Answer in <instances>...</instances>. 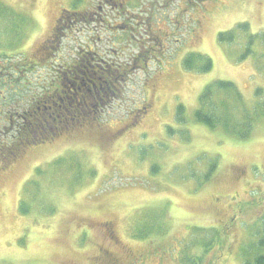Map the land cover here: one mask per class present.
<instances>
[{"label":"rangeland","instance_id":"obj_1","mask_svg":"<svg viewBox=\"0 0 264 264\" xmlns=\"http://www.w3.org/2000/svg\"><path fill=\"white\" fill-rule=\"evenodd\" d=\"M99 1L0 0V65L6 73L10 64L26 67L22 79L35 95L65 78L80 55L113 49L111 60L127 65L140 49L150 52L148 67L139 62L122 100L106 103L98 126L49 135L20 152L11 167L0 165V264H97L101 246L119 252L104 238L105 223L121 246L140 256L138 264H183L203 256L215 230L221 239L203 264H242L240 249L264 213V116L254 118L251 138L239 141L195 123L194 113L207 85L217 81L233 82L247 110H257L253 95L257 88L264 92V42L241 60L249 34L237 33L235 44L221 43L219 34L239 23L264 32V0H128L127 17L151 13L146 23L152 30L138 26L137 41L112 39L110 46L107 24L59 21L63 10L83 13ZM55 27L62 31L49 50ZM92 37L102 41L92 47ZM192 53L209 57L212 70L186 71ZM180 106L186 125L178 122ZM244 107L233 113L242 116ZM210 166L216 170L205 181ZM151 217L167 233L135 240ZM129 259L122 264L133 263Z\"/></svg>","mask_w":264,"mask_h":264},{"label":"flooded vegetation","instance_id":"obj_2","mask_svg":"<svg viewBox=\"0 0 264 264\" xmlns=\"http://www.w3.org/2000/svg\"><path fill=\"white\" fill-rule=\"evenodd\" d=\"M130 3L132 1L102 0L95 4L96 6H93L91 10L81 12L82 14H79L80 19L75 16L76 20L72 18L71 20L62 13L63 16H61L59 21L100 26L107 24L112 37L109 39V46L112 39L113 41L116 39L120 41L124 40V43L131 40L137 41L136 35L139 34L135 33L137 27L144 25L147 30L151 31V25L146 22L153 15L150 13L148 18H143L141 15L138 18L127 17V14H129L127 9ZM107 8L110 9V13ZM111 10L115 11L117 15L111 12ZM120 18H124V20L121 24L115 26L113 21H117ZM147 24L150 25L149 28ZM58 31H62V28L58 30L55 27L53 30L55 34H58ZM144 33L148 34L147 31H144ZM55 39L57 37L49 43V46H46V49L50 50L52 48L51 44ZM94 39L92 37L90 41L92 47L96 46L94 43L97 44L98 41H102L99 37L96 40ZM151 50L155 52L156 49L151 48ZM149 53V50L141 52L140 49V52L134 57L133 63L127 65H120L111 60V56L115 57L117 55V52L113 49L104 51L103 54L93 52L90 54V57H87V54L80 55L76 65H72L71 69L67 70V73H62L63 76L65 75V78L59 76V78H56L55 84L45 87V95L38 102L35 101V93L31 89L29 79H27L28 83L25 84L22 75L19 74V66L16 63L10 64L9 66L12 67L10 68L12 71L11 73H6L8 69L2 66L3 64L0 61L2 64L0 65V143L10 141L20 135L18 139L19 141L22 140V133L19 131L21 125L23 126V130L25 129V125L33 128L30 137L32 139H27L24 141L25 144L23 143V149L21 150L23 153L26 152L28 147L35 145L38 141L42 142L44 139L46 140L49 135L73 130L81 131L94 126V124L98 126L97 121L101 122L104 116L103 113L105 110H108L106 109V103L118 99L122 100L123 87L130 80V74L137 70V68H140L139 62L144 60L145 67H148L147 59H150ZM51 88L54 90L52 91ZM23 95L26 96L23 97ZM28 97H30L29 99L32 102L25 104L23 99H27ZM91 116L95 118L94 122ZM36 127L37 129H35ZM11 152L9 149V151L7 150L4 153L7 157L3 160L0 158V165L4 166V163L9 161L10 164L4 167L12 166L18 155H15V158L11 162V157L14 155L11 156ZM9 157L10 160H8ZM104 225L105 231L103 235L105 240L111 246L119 249V252H113L108 244L101 246L96 263L122 264L123 258L127 257L133 262L131 264H138L140 256H135L130 248L126 249L125 246L120 245V241L117 240V236L110 223H105Z\"/></svg>","mask_w":264,"mask_h":264},{"label":"trees","instance_id":"obj_3","mask_svg":"<svg viewBox=\"0 0 264 264\" xmlns=\"http://www.w3.org/2000/svg\"><path fill=\"white\" fill-rule=\"evenodd\" d=\"M70 13L72 16H77L82 14L81 12H71V11H64V14ZM71 16V17H72ZM78 19H80L78 17ZM73 20H76L74 17ZM244 33L249 34L248 43L244 49L243 54L241 55V60H245L247 57L252 56L254 50L253 46L258 42H264V32L261 33H253L249 30L248 23H239L234 29L219 34V41L221 43H231L235 44L237 39V33ZM58 34L52 33L51 36L48 37L46 41L47 44L52 42V40L57 37ZM254 56V55H253ZM10 59V58H9ZM198 63H202L203 66L201 68L198 67ZM18 65V64H17ZM183 67L188 72H210L213 68L212 60L207 57L206 55H201L199 53H192L188 55V57L184 60ZM26 67L20 70V75H22ZM28 69V66H27ZM23 72V73H22ZM27 86V85H26ZM53 91L54 89L51 88ZM44 91L42 94L35 95V101L38 102L41 98L44 97ZM26 95H23L25 97ZM222 96V97H220ZM254 99L256 102L258 101L259 104L257 107L258 112H249L247 110L248 104L244 102L243 94L233 82L229 81H217L207 85L204 92L199 98L198 108L194 113V121L197 124L203 125L213 131H221L227 136L233 137L239 141L248 140L251 138L254 132V118L257 120V115H261L260 117L264 116V104L260 103L263 102L264 92L261 88H257L254 91ZM23 99L25 104L31 103L32 101L29 99ZM32 98V96H31ZM223 98V99H220ZM260 101V102H259ZM245 106L242 110V116L236 115L233 113L234 109L237 107ZM178 122L180 125H186L187 121L184 117V108L183 106L179 107L178 110ZM25 129L23 130V126L21 125L19 131L22 133V140L19 141L18 137L11 139L10 141H3L0 143V158L3 160L7 155L4 153L9 149L11 152V162L15 158V155H18L21 150L23 149V143L27 139H32L31 134L33 128H30L28 125H25ZM37 129V127L35 128ZM23 131V132H22ZM170 134H174L172 129L169 130ZM26 134L24 135V133ZM19 141V142H18ZM31 141V140H30ZM25 144V143H24ZM4 155V156H3ZM17 157V156H16ZM10 160V157L9 159ZM4 166L9 165V161L4 163ZM215 166L208 167V171L205 176V181H209L215 173ZM160 215V214H159ZM164 216V215H163ZM158 217H151L150 220H146L144 223L141 224L142 228L139 232L133 237L137 241H147L153 235L160 234L164 236L167 233V230H162V226L157 225L156 219ZM244 223V222H243ZM255 228L252 231V239L249 244L243 246L240 249L239 257L242 264H264V213L260 217L259 221L254 224ZM164 227V226H163ZM164 229V228H163ZM215 230V229H213ZM213 239L210 242H206L204 244L203 250L204 255H206L214 246L215 243L219 242L221 239V232L215 230ZM203 256H195L187 260L183 261V264H203Z\"/></svg>","mask_w":264,"mask_h":264}]
</instances>
